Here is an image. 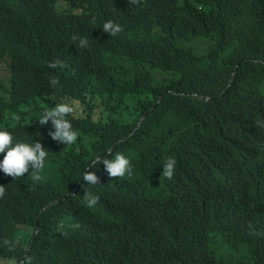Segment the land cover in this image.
<instances>
[{
  "label": "clouds",
  "instance_id": "9594fccd",
  "mask_svg": "<svg viewBox=\"0 0 264 264\" xmlns=\"http://www.w3.org/2000/svg\"><path fill=\"white\" fill-rule=\"evenodd\" d=\"M223 1L0 0V264H188L194 246L209 264H264V234L253 233L264 84L239 76L240 64L264 62L245 50L264 51L263 18L248 1L236 19L210 24ZM166 43L186 54L200 45L209 65L182 66L168 84L176 121L148 156L137 137L164 94L151 109L143 94L129 102L117 69L143 54L158 64ZM224 74L209 95L185 87ZM215 99L225 118L214 117ZM178 183L195 187L162 193Z\"/></svg>",
  "mask_w": 264,
  "mask_h": 264
},
{
  "label": "trees",
  "instance_id": "16d2710c",
  "mask_svg": "<svg viewBox=\"0 0 264 264\" xmlns=\"http://www.w3.org/2000/svg\"><path fill=\"white\" fill-rule=\"evenodd\" d=\"M251 2V11H256L253 16L254 18H258L259 15L263 18V23L261 26V30H264V4L260 0H246L243 2H233V1H223V10L225 14L221 12H217V14H212V19L209 21L210 24H218V20H229L236 19L241 12L248 11L247 3ZM220 17V18H219ZM242 21V20H238ZM202 34V43L203 41ZM147 40H151L149 37H145ZM261 33L258 36V40L261 39ZM156 40V38H153ZM163 45L164 58L158 62L155 53L152 54H143L140 57L136 56L135 59H129L127 63L122 64L117 69L119 75L129 84V90L125 95L127 96V100L129 102H136L137 100L142 99V94L145 95L147 105L150 106V109L153 108L159 101L161 95L164 94L163 100H161V104H159L153 111H150L148 116L145 118L141 132L139 133L137 139L144 138V142L142 144V153L139 154H147L148 156L155 154L159 151L156 149L161 143L167 140L169 137V131L172 125L175 123L176 119L174 117L173 105L171 103L172 99H176L174 94L170 93L169 90L171 88L168 87L169 83H174L175 80L180 75V72H185L182 66L191 67L193 69L206 70L209 63L204 61H199L198 50H201V46L199 45L197 49L190 53L186 54L184 52L179 51L176 47L172 45ZM261 44H255L254 46L247 45L245 47L246 56L249 57H257V59L264 61V51L259 54L257 52L248 51L252 47L255 48L260 46ZM264 48V47H263ZM222 49V43H221ZM204 55V53H202ZM111 63V62H108ZM112 67L116 66V63L109 64ZM239 76L244 77H255L258 78L260 84H264V62H248L245 64H240ZM248 70L251 72L249 73ZM229 74H224L222 76V82L217 83L212 80L206 83L190 82L185 84V87L190 89L194 88L195 93L198 95L206 96L211 93V91L217 85H222L225 87L227 81L229 79ZM238 78L237 76L235 77ZM140 84L138 89L136 86ZM244 82H239L238 87L243 88ZM116 93L118 94L117 90ZM125 95H123L120 100H116L115 104L119 101H125ZM67 96H70L67 95ZM66 96V97H67ZM148 106L144 107L143 113L148 110ZM214 117L225 118V113L223 111L222 103L220 99H215L210 104ZM199 110L198 107L195 108L197 112ZM91 119L95 122L96 118L94 115V111H92L90 115ZM191 116L188 118L190 121ZM208 137L214 143L220 142L219 134L217 129H213L208 134ZM156 149V150H155ZM146 159L144 158L142 163H138V167H136V175H142L146 171ZM195 185L193 183L188 184H180L178 183L176 186L172 187L170 190H162V193L165 195H179L180 198L181 193L185 191H189L190 189H194ZM76 203V202H75ZM74 203V204H75ZM256 207L260 210L262 215V225L255 232L256 235L264 234V197L260 198L257 201ZM39 209V206L36 210ZM112 231H115L114 227H111ZM129 231L136 232L134 228L127 227ZM199 247L194 246L191 249H184V253L186 256V261L188 264H209L207 261H204L205 258L198 257Z\"/></svg>",
  "mask_w": 264,
  "mask_h": 264
}]
</instances>
